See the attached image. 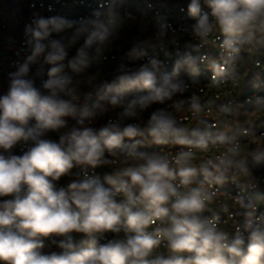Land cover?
<instances>
[{
    "label": "clouds",
    "instance_id": "obj_1",
    "mask_svg": "<svg viewBox=\"0 0 264 264\" xmlns=\"http://www.w3.org/2000/svg\"><path fill=\"white\" fill-rule=\"evenodd\" d=\"M187 13L195 23L179 27L156 13L154 31L133 38L119 73L93 96L81 93L69 73L107 60L104 53L135 18L117 11L115 0H99L78 19L33 12L25 26L30 54L8 74L0 96V264H264V191L249 168L264 164V142L242 147L239 128L227 123L236 104H221L209 121L200 118L205 104L197 95L177 98L190 87L182 74L195 77L208 59L196 53L209 42L220 40L219 55L233 73L245 54L264 53V0H189ZM81 40L69 57L68 48ZM173 55L169 71L165 61ZM41 57L50 68L37 86L41 72L30 76V65ZM247 103L264 109V98ZM153 105L162 107L142 121ZM185 106L199 126L188 128L174 115ZM109 107L119 111L97 126ZM66 128L58 141L44 138ZM29 141L34 146L22 155L4 154ZM145 141L180 150L148 151ZM221 146L196 163L198 151ZM74 168L78 178L57 188ZM97 168L111 169L107 186ZM237 174L248 178L243 187L252 195L221 205L229 218H242L230 231L219 214L207 213ZM73 233L84 238L76 242ZM106 233L113 238L98 243ZM42 237L50 238L47 252Z\"/></svg>",
    "mask_w": 264,
    "mask_h": 264
},
{
    "label": "built area",
    "instance_id": "obj_2",
    "mask_svg": "<svg viewBox=\"0 0 264 264\" xmlns=\"http://www.w3.org/2000/svg\"><path fill=\"white\" fill-rule=\"evenodd\" d=\"M99 0H0V96L7 93L9 88V73L17 70L18 64L23 63L30 50L26 45L25 26L31 23L33 12H39L44 17H51L55 15L63 16L67 19H78L83 16H88L93 9L97 7ZM117 11L124 13L130 12L135 18L130 22V26L125 28L117 39L113 41L109 49L104 53L108 57L107 60L93 61L89 68L85 69L80 74L69 73L73 76L74 81L79 82V91L87 94L95 93L105 84L110 83L119 73V66L122 62L121 57L125 51L131 46L133 38L140 35H150L156 26V13L166 15L168 21L174 26L187 25L195 23L187 13V4L183 0H115ZM51 8L52 11H48ZM202 11H210L206 6L202 7ZM143 30V31H142ZM63 35V34H61ZM52 39H60V36L53 34ZM184 39H187L185 37ZM83 43L81 40L76 45L68 48L69 57L76 54L77 48ZM183 44V41L181 42ZM220 40L209 42L204 45L200 53L197 55H204L208 59L199 64V71L195 77L189 76L187 73L182 74V78L189 84V90L177 98L190 99L195 94L201 102L205 104V111L200 114V118H206L209 121H216L219 113L218 109L221 104L232 102L237 105L236 113L228 119L227 123L230 128H239L237 138L240 140L242 147L246 150L249 146H255V143L264 142V128L254 129L241 122V119H249V117H256L260 115L264 109L255 110L253 105L247 103L248 100H255L257 98H264V88L261 86L264 83L260 82L261 86L252 87L248 84L240 86L241 76L239 68L244 64V59H252L253 64L264 73V53L258 55L245 54L244 58L235 65V72L233 73L230 67L225 64L223 58L219 55ZM161 59L163 55L161 54ZM176 59L173 55L171 60H166L165 64L167 70H171L173 61ZM133 67L135 65H128ZM50 65L44 63L43 57L39 58L38 62L30 65V76L40 71L41 75L36 77V85L39 86L42 80L47 79V72ZM90 77L95 79L90 80ZM83 99V97H82ZM161 105H153L145 111L141 120L146 121L151 112ZM119 109H112L109 107L107 115L99 121L97 126L101 123H106L107 119L114 117ZM178 120H182L184 125L188 128L199 126L197 117H194L187 106L185 110L179 113L174 112ZM69 128L75 123L69 118ZM137 122V121H130ZM247 129L246 135L244 130ZM68 129H61L59 132H49L44 138L58 141L59 135ZM34 146L31 141L27 144L19 143L9 152L4 153L6 156L15 154L22 155L28 148ZM163 148L165 154L175 155L180 150L178 145L158 146L148 148L145 144V149L148 151L158 150ZM224 147L210 148L208 152H197V164L200 163L201 158L215 156L222 152ZM2 151V150H0ZM249 168L252 176L255 178L259 190L264 191V164H254L249 162ZM111 171L110 168H97L95 175L99 177L101 182L105 183L104 177ZM81 173L79 168L72 170V175L64 176L59 181L55 182L57 188L66 187L70 182L78 178ZM89 174L93 172L89 169ZM248 183V178L242 175H235L234 178L220 188L216 203L211 207L207 213L219 214L221 216V226L228 230L234 231L236 225L242 223V218H229L227 213L221 210V205L227 203L234 204L236 195L250 196L251 190H246L243 186ZM107 186V185H106ZM11 198V197H7ZM2 199V198H0ZM230 208V211H233ZM260 212H264V205L260 206ZM76 242L83 239V234L73 233ZM113 238L112 233H106L103 238L97 237L98 243H105L107 239ZM45 243V248L41 252H47V245L50 243V238H41ZM55 250V249H54ZM161 251H163L161 249Z\"/></svg>",
    "mask_w": 264,
    "mask_h": 264
},
{
    "label": "trees",
    "instance_id": "obj_3",
    "mask_svg": "<svg viewBox=\"0 0 264 264\" xmlns=\"http://www.w3.org/2000/svg\"><path fill=\"white\" fill-rule=\"evenodd\" d=\"M183 2L185 4H187L189 2V0H183ZM243 61H244V64H242L240 66L239 71H238L240 73V76H241L240 86L241 87L246 86L247 84L252 82L254 80L256 74L261 76L260 80L255 78L256 83L257 82L264 83V73L261 70H259L257 67H255V65L252 62V59L246 58ZM241 122L248 125V126H251V128L262 129V128H264V111L256 117H252V118L249 117V119L242 118Z\"/></svg>",
    "mask_w": 264,
    "mask_h": 264
},
{
    "label": "rangeland",
    "instance_id": "obj_4",
    "mask_svg": "<svg viewBox=\"0 0 264 264\" xmlns=\"http://www.w3.org/2000/svg\"><path fill=\"white\" fill-rule=\"evenodd\" d=\"M203 71H204V70L201 69L199 72L202 73ZM255 78L258 79V80H260V79H261V76L256 74V75H255ZM255 78H254V80H253L252 82H250L248 85L257 88L258 86H261V85L259 84V82L256 83ZM261 88H264V85L261 86ZM138 139H139V138H138ZM145 144L147 145L148 148L158 147V145L152 144L150 141H145Z\"/></svg>",
    "mask_w": 264,
    "mask_h": 264
}]
</instances>
